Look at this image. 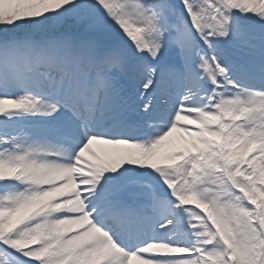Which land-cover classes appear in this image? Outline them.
I'll return each instance as SVG.
<instances>
[{
  "label": "snow or ice",
  "instance_id": "obj_1",
  "mask_svg": "<svg viewBox=\"0 0 264 264\" xmlns=\"http://www.w3.org/2000/svg\"><path fill=\"white\" fill-rule=\"evenodd\" d=\"M0 264H264V0H0Z\"/></svg>",
  "mask_w": 264,
  "mask_h": 264
}]
</instances>
